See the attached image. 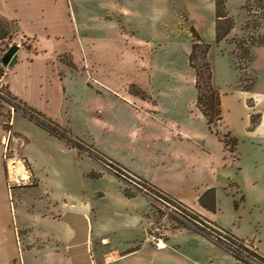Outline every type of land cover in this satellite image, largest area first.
<instances>
[{
    "label": "crops",
    "instance_id": "obj_1",
    "mask_svg": "<svg viewBox=\"0 0 264 264\" xmlns=\"http://www.w3.org/2000/svg\"><path fill=\"white\" fill-rule=\"evenodd\" d=\"M87 1L0 0V17L15 24V41L19 44L17 62L7 69L3 83L18 100L54 121L51 111L56 109L63 113L68 103V82L81 74L79 72L84 73L89 63L97 66L96 73L89 77L95 76L103 90L113 97L114 109L117 107L114 112L120 105L125 106L136 120V126L129 129L114 126L131 136L132 143H127L126 148L127 160L122 162L124 171L189 206L212 223L200 199L210 190H215L216 195L221 183L231 180L223 170L230 159L239 160L235 153L240 140L264 142V89L257 87L258 81L251 91L240 89L238 75L237 84L220 92L222 120L217 130L238 139L235 152L225 145L216 130L210 129L198 107L196 73L189 61L196 91L191 105L194 109L184 123L167 121L155 100H144L130 92L133 83L140 86L151 83L154 65L151 39L115 28L110 36L100 34L89 24ZM119 11L123 17L130 16L124 7ZM183 12L188 23L185 25L207 43L201 34L202 26L192 19L189 11ZM216 20L215 5V17L209 25L212 34L209 41L215 45ZM190 41L192 46V39ZM69 42L74 48L68 49ZM57 45L63 48L49 53V49L55 50ZM75 49L83 57L79 62L74 56ZM100 50L109 53L117 50L111 59V69H100L107 61L101 58ZM139 53L146 56L145 61L136 60ZM64 54H70L72 60L61 61L60 56ZM97 107H104V103L97 101ZM18 112L13 114L12 146L32 167L36 178L33 189L49 200L25 205L24 193L18 191L19 203L15 205L12 201L14 194L8 188L2 145L4 131L0 125V264H212L218 256L223 260L229 254L204 231L187 227L169 231L165 226L167 216L159 218L147 195L139 190L128 197L124 187L118 188L113 206L77 196L68 202L67 191L53 198L55 188L49 184L44 186L47 178L38 172L36 159L24 153L31 144L17 124ZM254 114H260L261 118L258 125L250 129ZM2 118L0 114V120ZM36 128L44 138H55L52 133ZM50 174L51 168L47 167V177ZM156 222H162L166 232L162 249H157L149 239Z\"/></svg>",
    "mask_w": 264,
    "mask_h": 264
},
{
    "label": "rangeland",
    "instance_id": "obj_2",
    "mask_svg": "<svg viewBox=\"0 0 264 264\" xmlns=\"http://www.w3.org/2000/svg\"><path fill=\"white\" fill-rule=\"evenodd\" d=\"M259 1L226 0L227 11L235 21V28L219 45L209 41L212 38L209 25L215 17V0H88L86 12L90 14L89 24L97 28L102 35L110 36L116 29H124L128 33L136 32V36L140 38L151 39L154 61L151 83L149 86L133 83L130 85V92L144 100H155L160 107L161 116L167 121L184 123L188 113L194 109L191 105L196 91L188 57L192 50L190 40L192 39L193 43L196 39L190 28L185 25L188 23L183 11H189L192 19L198 21V24L202 26L201 34L204 40H207V44H211L207 61L212 67L213 83L220 92L237 84L238 75H243L241 77L244 81L241 85L248 87L253 85L257 74L259 78L257 87L264 89V47H258L256 52L254 50L255 72L248 68L250 64L247 61L241 60V49L238 47L243 37L264 35V0ZM260 3L263 9L259 6ZM251 5L254 7L252 12ZM120 7L129 10L130 16L123 17L119 11ZM255 16L256 19H254ZM252 23L254 27H251ZM11 31L13 32L11 37L1 43L0 59L11 46H19L15 41L16 28ZM71 43H68V49L74 48ZM54 47L55 50L49 49V53L63 48L62 45ZM99 52L101 58L107 60L104 61L105 66H101L100 69H111V61H113L111 59H114L113 54L117 50H112L111 53L104 50ZM199 55L200 53L198 57ZM74 56L78 62L83 58L76 49ZM145 57L139 53L136 60L145 61ZM198 57L195 60L197 66L202 61ZM60 60L71 61L72 56L64 54L60 56ZM147 61H149L148 57ZM237 62H241L242 67L247 66L249 70L240 71L242 74H239L234 67ZM85 68L84 73L79 72L81 74L74 76L68 82V103L63 113L57 112L56 109L51 111L55 123L59 126L54 127L63 132L64 136L50 132L37 124L35 120L15 111L18 112L17 124L27 134L31 144L24 153L36 159L38 172L47 178L44 180V186L49 184L55 188L56 193L53 194V198H59L62 192L67 191L68 202L74 200L73 196H77L84 197L93 203L103 202L113 206L116 205L118 188L133 187L137 190L136 184L140 183L139 179L129 175L123 169L125 167L122 162L127 160L125 158L127 143L131 144L132 141L127 132L122 133L118 128L123 126L129 129L136 126V120L125 106L120 105L114 112L117 107L114 109L113 97L103 90L95 76L93 79L89 77L91 73H96L97 66L89 63ZM82 75H87L88 78ZM200 81L203 93H207L204 80ZM3 85L6 91V84L3 83ZM0 89H2L1 86ZM97 101H102L104 107L98 108ZM15 102L18 103V101ZM10 106H5L3 110H11ZM115 124L118 126L117 129L114 128ZM35 125L47 133H52L55 138H44V135L40 134L41 130H37ZM237 148L235 158L239 160L230 159V164L223 170L231 177V180L223 181L216 190V209L210 210L205 207L207 218L213 224L197 213L198 217L195 216L192 219L199 222L198 226L206 231L210 230L208 227L216 229L218 226L235 239L237 243L230 238L229 241L236 246L242 244L245 248L244 244H248L252 248V250H242L238 247L241 251L238 255L237 250L231 251L230 247L231 250L220 244L229 254L223 260L218 256L212 264H264L256 257L258 254L264 258V142L251 139L240 140ZM108 164L118 166L117 169L121 168L122 173L129 179L117 174ZM47 167L51 168L49 177L46 175ZM232 184H237L240 188ZM34 185L15 188L12 191L14 194L12 201L15 205L19 203L18 191L24 193L25 205L34 201L49 200L48 196L34 190ZM146 188L148 190L144 189V192L148 193L149 187ZM98 192L105 193L106 196L103 197ZM165 226L169 231L171 228L181 229L182 227V225L175 226L172 219Z\"/></svg>",
    "mask_w": 264,
    "mask_h": 264
},
{
    "label": "trees",
    "instance_id": "obj_3",
    "mask_svg": "<svg viewBox=\"0 0 264 264\" xmlns=\"http://www.w3.org/2000/svg\"><path fill=\"white\" fill-rule=\"evenodd\" d=\"M215 5H216V16H217V20H216V41H215V43L217 45H219L220 42H222L224 39H226L230 35L232 30L235 28V21L228 14L227 7H226V0H215ZM259 6L263 9V6L261 3ZM252 8L254 10L253 5H251V7H250L251 12H252ZM253 12H255V11H253ZM249 17L251 18V16H249ZM252 18H253V16H252ZM254 19H256V16ZM251 25H250L251 27H254L253 23ZM250 26H249V28H250ZM14 28H16L14 23L9 22V21L0 17V46H1V43L3 41H5L6 39L11 37V34H13V32L11 30H13ZM16 31H17V29H16ZM192 32H193L194 38L196 40H194L192 43V50H191V53L189 55V63H190V66L196 72V88L198 91V107L200 108V110L202 111L204 116L206 117L210 129L212 131L216 130V133L220 137V139L225 143V145L232 152H234V150L238 144V139L231 136L229 133L221 134L217 130V125L222 120V109H221L220 90L213 83L214 80H213L212 67H211V64L209 63V61H207V56H208L209 51L211 49V44H207V43L202 42L200 40V37L198 36V34L195 32L194 29L192 30ZM254 32L255 31L253 30V34H254ZM260 46H264V35H261V36L259 35L258 37H254V35H252V37L250 36L248 38L243 37L239 42L238 47H239V49H241V54H242L241 60L247 61L250 64V67H248V68H250L251 71H254V69L251 67L253 62L255 61L254 50ZM18 51H19V46L13 45L7 50L6 54L0 59V86L2 88V89H0V112H1L0 114H1V116L3 118L11 117V115H12L11 110H8V111L3 110L5 106L11 105L15 108V111H22L25 115H28L32 120H35L39 125L45 127L50 132H53L59 136L60 135L64 136L63 132L61 133V131H59L56 127H54V126L59 127L54 121L48 120L45 117V115H43L42 113L30 108L27 104L18 100L17 97L12 95V93L10 92L7 85H6V91H4L5 89H3L4 88L3 79L6 76L7 69L13 67L14 64L17 62ZM198 53H200L199 57H198ZM6 56H10L8 64H6L4 61V58ZM197 57L200 58V60H202V61H200L199 66H197L195 64V62H196L195 60ZM234 67L239 72V74H242L241 72L249 70L247 68V66L242 67L241 62H237L236 64H234ZM241 76H243V75H239V86L238 87L240 89H243V90L251 91L258 81L257 74H256V80H254V82L252 83L253 85L248 86V87L241 85V83L244 81L243 77H241ZM201 79L204 80V85H205V88L207 89V93H203V90L201 87V81H200ZM15 101H18L19 104L16 103ZM260 118H261L260 114L252 115V121H251L250 129H254L258 125ZM108 165H110L111 168L117 172V174H119L120 176H123L125 179H127V178L129 179V177H127L124 173H122L121 168H120L121 169L120 170V169L116 168L118 166L111 165V164H108ZM130 180L134 181L133 179H130ZM140 183L136 184L137 190L144 191V189H147L146 187L148 186L149 192L146 193V191H145V193L148 194L149 196H150V193H156L157 195H161L163 193L160 190L156 189L154 186L148 184L144 180H140ZM143 185H146V186H143ZM136 192L137 191L133 187L126 188L124 191L125 195L128 197L134 196ZM163 194H165V193H163ZM149 200H150L151 206L153 207L154 213H158L157 216L159 218L161 216L163 217L164 213L157 207L156 204H154V202L151 199H149ZM200 203L203 207H206L210 210H215L216 209L215 190H210V191L206 192L201 197ZM166 216H167L166 220H168L169 223H170V220L172 219V221H174L175 226L182 225V227L190 228L189 226L185 225L184 223H182L180 220H178L174 216H171V217H170V215H166ZM210 224H213V223H210ZM197 228H198V230L204 231L210 237L214 234L222 235V232H223L222 229L219 228L218 226L216 227V229L213 227H208L210 229L209 231H206L205 229L203 230V228H201V227H197ZM224 237L227 240H229V238H230V240H234V242L237 243L233 237H231L230 235H227L226 233H225ZM238 247L242 250L245 249L242 244L238 245ZM240 249H238L236 254L239 255V253H241V251H239ZM245 250H247V249H245ZM252 254H256V253L252 252ZM256 257H258L261 261L264 262L263 257L259 256L258 254H256Z\"/></svg>",
    "mask_w": 264,
    "mask_h": 264
},
{
    "label": "built area",
    "instance_id": "obj_4",
    "mask_svg": "<svg viewBox=\"0 0 264 264\" xmlns=\"http://www.w3.org/2000/svg\"><path fill=\"white\" fill-rule=\"evenodd\" d=\"M10 109L12 114L11 117H6L0 120V125L4 131V134L2 136V145L4 148V160L8 171V188L11 192L15 188L34 185L36 182V178L33 174L30 163L22 155L17 153L12 146L14 141L12 120L13 114L15 113V108L13 106H10ZM146 195L148 199H151L154 204L157 205V207L164 213V215H173L185 225L194 229H198L197 227H199L198 225H200L199 222L192 219V217L196 216L197 214L191 208L187 207L175 198L163 193L161 195H155L153 193H150V196L148 194ZM223 233L225 232L223 231L222 235L214 234L211 236V238L215 242L226 246L229 250L232 249L231 251H238V246L230 243V241L224 237ZM164 238L165 232L162 222L154 223L149 232L150 241L157 249H162L164 248ZM244 245L245 249L252 250L251 246H249L248 244Z\"/></svg>",
    "mask_w": 264,
    "mask_h": 264
},
{
    "label": "water",
    "instance_id": "obj_5",
    "mask_svg": "<svg viewBox=\"0 0 264 264\" xmlns=\"http://www.w3.org/2000/svg\"><path fill=\"white\" fill-rule=\"evenodd\" d=\"M9 59H10V56H6V57L4 58V61H5L6 64H8Z\"/></svg>",
    "mask_w": 264,
    "mask_h": 264
}]
</instances>
